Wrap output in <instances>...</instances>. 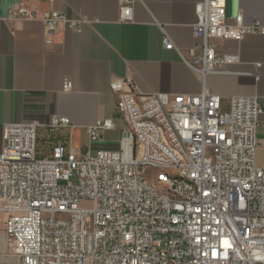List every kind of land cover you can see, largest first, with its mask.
Here are the masks:
<instances>
[{"label":"built area","instance_id":"2783aa9c","mask_svg":"<svg viewBox=\"0 0 264 264\" xmlns=\"http://www.w3.org/2000/svg\"><path fill=\"white\" fill-rule=\"evenodd\" d=\"M20 0L6 21L15 34L27 22L49 35L81 32L69 19ZM121 20L133 21L135 0H120ZM228 0H204L193 26L201 54L187 61L199 74V94L143 95L131 77L114 81L125 122L117 150L84 155L59 143L39 158V123H9L0 153V235L14 264H264V167L257 162L263 112L258 97L237 96L229 109L207 87L210 75L231 74L238 54H220L219 41L264 37L259 21L231 22ZM166 49H174L164 38ZM72 82L66 79L64 90ZM54 117L50 131L71 127ZM116 128L100 119L92 142ZM73 180H76L74 183Z\"/></svg>","mask_w":264,"mask_h":264},{"label":"crops","instance_id":"0c3cea01","mask_svg":"<svg viewBox=\"0 0 264 264\" xmlns=\"http://www.w3.org/2000/svg\"><path fill=\"white\" fill-rule=\"evenodd\" d=\"M20 0H0V153L9 123L40 124L39 158H50L62 143L79 154L117 150L125 122L118 110L114 81L131 77L143 95L199 94L202 77L187 61L201 54L193 26L197 6L204 0H135L133 21L121 20L120 0H55L39 4L69 19L84 20L81 32L60 28L49 35L39 22H27L13 34L6 21ZM228 18L242 13L245 23L264 25V0H228ZM168 36L174 49H166ZM220 54H238L240 62L227 67L231 74L210 75L207 87L222 99L223 108L237 96L258 97L261 141L257 162L264 167V37L247 36L242 42L219 41ZM66 79L72 82L64 90ZM67 117L71 127L52 132L54 117ZM100 119H113L116 128L92 142L87 129ZM6 242L0 235V252Z\"/></svg>","mask_w":264,"mask_h":264},{"label":"water","instance_id":"95a60500","mask_svg":"<svg viewBox=\"0 0 264 264\" xmlns=\"http://www.w3.org/2000/svg\"><path fill=\"white\" fill-rule=\"evenodd\" d=\"M4 257H0V264H3L6 262L7 259H3ZM11 264H14L15 263V260L14 259H9Z\"/></svg>","mask_w":264,"mask_h":264},{"label":"rangeland","instance_id":"374dc122","mask_svg":"<svg viewBox=\"0 0 264 264\" xmlns=\"http://www.w3.org/2000/svg\"><path fill=\"white\" fill-rule=\"evenodd\" d=\"M73 181H74V183L76 182V180H73ZM6 251H7V249H6ZM0 257H6V258H8L6 254L4 255V254H1V253H0ZM3 264H11V262H10V260H6V262L3 263Z\"/></svg>","mask_w":264,"mask_h":264},{"label":"bare ground","instance_id":"6f19581e","mask_svg":"<svg viewBox=\"0 0 264 264\" xmlns=\"http://www.w3.org/2000/svg\"><path fill=\"white\" fill-rule=\"evenodd\" d=\"M3 259H5V258H3Z\"/></svg>","mask_w":264,"mask_h":264}]
</instances>
